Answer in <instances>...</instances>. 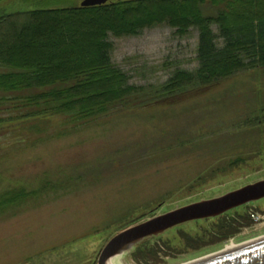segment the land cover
I'll return each instance as SVG.
<instances>
[{
    "label": "rangeland",
    "instance_id": "rangeland-1",
    "mask_svg": "<svg viewBox=\"0 0 264 264\" xmlns=\"http://www.w3.org/2000/svg\"><path fill=\"white\" fill-rule=\"evenodd\" d=\"M78 3L0 0V14ZM111 40L114 62L134 84L159 85L177 67L198 66L196 29L180 36L163 24ZM194 93L117 106L96 118L60 113L1 122L0 264H98L107 242L135 217L264 179V123H256L264 106V68ZM15 113L0 105V116ZM161 200L163 209L157 207ZM247 204L136 243L120 262L186 264L264 237V198ZM242 215L251 220L230 236L190 243V235L216 231ZM158 239L159 254L147 255Z\"/></svg>",
    "mask_w": 264,
    "mask_h": 264
},
{
    "label": "trees",
    "instance_id": "trees-1",
    "mask_svg": "<svg viewBox=\"0 0 264 264\" xmlns=\"http://www.w3.org/2000/svg\"><path fill=\"white\" fill-rule=\"evenodd\" d=\"M163 24L180 36L198 31V66L177 67L159 85L131 83L130 74L113 60L111 37L138 35ZM0 66L9 68L0 72V105L16 112L1 115L0 123L60 113L96 118L117 106L195 94L237 72L264 68V0H117L3 13ZM261 112L259 125L264 106ZM247 219L225 220L216 227L217 240L235 233ZM207 232L190 235V243L214 240L206 239Z\"/></svg>",
    "mask_w": 264,
    "mask_h": 264
},
{
    "label": "water",
    "instance_id": "water-1",
    "mask_svg": "<svg viewBox=\"0 0 264 264\" xmlns=\"http://www.w3.org/2000/svg\"><path fill=\"white\" fill-rule=\"evenodd\" d=\"M106 0H85L83 6L103 4ZM264 198V179L249 183L217 197L203 199L154 216L129 226L112 237L104 246L98 264L130 249L148 236L163 233L188 221L216 217L229 210ZM186 264H264V237L241 244Z\"/></svg>",
    "mask_w": 264,
    "mask_h": 264
},
{
    "label": "flooded vegetation",
    "instance_id": "flooded-vegetation-1",
    "mask_svg": "<svg viewBox=\"0 0 264 264\" xmlns=\"http://www.w3.org/2000/svg\"><path fill=\"white\" fill-rule=\"evenodd\" d=\"M85 0H79V3H78V6H83V2H84ZM114 1H117V0H106V2L105 3H110V2H114ZM105 3H103V4H105ZM77 5V4H76ZM97 5H100V4H97ZM91 6H95V5H91ZM86 7V6H85ZM253 202V201H252ZM159 206H157V207H161V209H163V202H162V200L160 201V202H158L157 203ZM188 204V203H187ZM248 204H250V202L248 203ZM247 204V205H248ZM246 204H244V205H242V206H245ZM184 206V205H183ZM242 206H239L238 208H240V207H242ZM181 207V206H180ZM235 209V208H234ZM154 210V209H153ZM153 210H150L148 213H144L143 215H140L139 217H135L134 219H132V221L131 222H129V224L125 227V228H127V227H129V226H132V225H135V224H138V223H141V222H143V221H146V220H148V219H150V218H152V217H154V216H157V215H160V214H163V213H166V212H168V211H170V210H172V209H167V210H164V211H162V212H160V213H155V211H153ZM233 211V210H232ZM229 212H231V210L230 211H228V212H226V213H224V214H222V215H220L219 217L217 216V217H210V218H205V219H197V220H192V221H188V223L189 222H194V221H199V220H207V221H210V220H213V219H215V218H220L221 216H225L226 214H228ZM231 219H229L228 221H230ZM185 223H187V222H185ZM185 223H183V224H179V225H177V226H174V227H172V228H170V229H167L166 231H164L163 233H160V234H157V235H152V236H148V237H146L145 239H143L141 242H143V241H145V240H148V239H150V238H152V237H156V238H160L164 233H166L167 231H169V230H171V229H174V228H176V227H179V226H182V225H184ZM213 233H214V235H210V234H208V232H207V234H206V237H212L213 239H215V240H217V238H216V235H217V233L215 232V231H213ZM141 242H139V243H141ZM160 240L158 239L156 242H154L153 243V245L150 247V249H148L147 251V255H150L151 253H153L154 254V257L156 256V253L157 254H159V251H158V248H159V246H160Z\"/></svg>",
    "mask_w": 264,
    "mask_h": 264
},
{
    "label": "bare ground",
    "instance_id": "bare-ground-1",
    "mask_svg": "<svg viewBox=\"0 0 264 264\" xmlns=\"http://www.w3.org/2000/svg\"><path fill=\"white\" fill-rule=\"evenodd\" d=\"M244 244H245V243H244ZM238 246H240V245H238ZM238 246L230 245V246L227 247V249H228V250H231V249L236 248V247H238ZM120 254H121V253H120ZM120 254H117V255L113 256V257L109 260L108 264H121V262H120V258H119V255H120Z\"/></svg>",
    "mask_w": 264,
    "mask_h": 264
},
{
    "label": "built area",
    "instance_id": "built-area-1",
    "mask_svg": "<svg viewBox=\"0 0 264 264\" xmlns=\"http://www.w3.org/2000/svg\"><path fill=\"white\" fill-rule=\"evenodd\" d=\"M252 216H254L255 217V214H253ZM256 219H259V216H257V217H255Z\"/></svg>",
    "mask_w": 264,
    "mask_h": 264
}]
</instances>
